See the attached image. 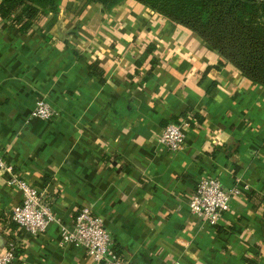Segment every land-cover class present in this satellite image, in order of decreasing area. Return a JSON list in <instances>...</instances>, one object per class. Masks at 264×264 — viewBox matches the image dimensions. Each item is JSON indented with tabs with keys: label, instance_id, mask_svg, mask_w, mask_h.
Listing matches in <instances>:
<instances>
[{
	"label": "crops",
	"instance_id": "crops-1",
	"mask_svg": "<svg viewBox=\"0 0 264 264\" xmlns=\"http://www.w3.org/2000/svg\"><path fill=\"white\" fill-rule=\"evenodd\" d=\"M52 15L23 32L0 17V151L13 172L67 224L89 205L123 264H264V83L137 0H61L46 28ZM40 97L58 115L33 116ZM185 117L182 147L160 145L162 126ZM201 175L247 185L215 226L188 207ZM8 177L0 251L14 238L13 264H94L57 224L32 234L12 221L21 192Z\"/></svg>",
	"mask_w": 264,
	"mask_h": 264
},
{
	"label": "built area",
	"instance_id": "built-area-1",
	"mask_svg": "<svg viewBox=\"0 0 264 264\" xmlns=\"http://www.w3.org/2000/svg\"><path fill=\"white\" fill-rule=\"evenodd\" d=\"M58 113L44 97L36 100L32 110V115L41 119L53 118ZM188 126L189 119L186 117L179 121H168L161 128L158 143L170 151L180 149L186 137L185 128ZM2 170L9 172L8 184L21 192L20 201L11 210V219L19 227L35 234L44 231L50 223H55L61 230L62 241L83 246L94 264H123L104 218L89 205H83L71 220V224H67L42 201L36 186L13 172L10 163L0 151V171ZM246 188L247 185L241 184L238 179L233 186L225 188L218 176L201 175L196 180L188 200L189 210L201 223L215 226L227 207L228 198L240 194ZM16 255L17 242L10 238L5 248L0 251V264H13Z\"/></svg>",
	"mask_w": 264,
	"mask_h": 264
},
{
	"label": "trees",
	"instance_id": "trees-1",
	"mask_svg": "<svg viewBox=\"0 0 264 264\" xmlns=\"http://www.w3.org/2000/svg\"><path fill=\"white\" fill-rule=\"evenodd\" d=\"M39 1L0 0V17L4 20L3 26L9 23L18 32H23L33 25L39 15L52 13V18L46 25V28H49L53 17L58 12L61 0ZM98 1L102 5L111 7L121 0ZM263 1L169 0V4L175 8L171 9L168 5L162 4L160 10L168 18L198 33L209 47L217 49L223 58L230 61L247 78L264 83V23H258L253 17L248 19L241 15L245 11L244 5L248 2L258 5ZM188 6L193 8H188ZM153 47V44H149L146 51H150ZM136 63L138 64L139 61ZM222 63L223 59L219 60L217 66ZM89 68L93 73L99 75L102 73L101 69H96V62L91 63ZM149 74L150 70L143 78L145 79ZM189 123H191L190 120ZM114 246L121 255L117 244Z\"/></svg>",
	"mask_w": 264,
	"mask_h": 264
},
{
	"label": "rangeland",
	"instance_id": "rangeland-1",
	"mask_svg": "<svg viewBox=\"0 0 264 264\" xmlns=\"http://www.w3.org/2000/svg\"><path fill=\"white\" fill-rule=\"evenodd\" d=\"M34 2H40L39 0H33ZM82 2H99L98 0H81ZM110 1V0H108ZM140 3H142L143 5L148 6L149 8H151L154 12L158 13L160 16L165 17L173 22H176L175 20H172L170 18H168V16H166L164 13L161 12L160 7L162 6V4L168 5L169 8L174 9L175 7H173L172 5L169 4V0H137ZM178 1H183V0H178ZM251 2H253V0H249ZM45 2V1H44ZM183 3V2H182ZM164 5V6H165ZM181 6H184V4H181ZM245 6V11L244 13H242L241 15L244 17H247L248 19H250V17H253L254 20H256L258 23H264V1L259 3L258 5H256L255 3H250L248 2ZM188 8H193L192 6H188ZM201 8V7H200ZM103 9L106 10L108 9L107 6L103 5ZM205 14V13H204ZM48 14L43 13L41 15H39L36 20L34 21L35 26H39L40 25V19L41 18H45ZM179 23V22H176ZM181 25H183L182 23H179ZM185 26V25H183ZM40 27V26H39ZM186 27V26H185ZM190 29V28H189ZM192 30V29H191ZM194 31V30H193ZM195 32V31H194ZM196 33V32H195ZM198 34V33H196ZM199 35V34H198ZM200 36V35H199ZM202 39V38H201ZM204 42V41H203ZM205 43V42H204ZM206 44V43H205ZM207 45V44H206ZM208 46V45H207ZM209 47V46H208ZM211 49H215L212 47H209ZM217 50V49H216ZM223 58V57H222ZM225 61H228L227 59L223 58ZM231 63V62H230ZM232 64V63H231ZM233 65V64H232ZM238 69V68H237ZM146 75V73H145ZM190 124V123H189Z\"/></svg>",
	"mask_w": 264,
	"mask_h": 264
}]
</instances>
